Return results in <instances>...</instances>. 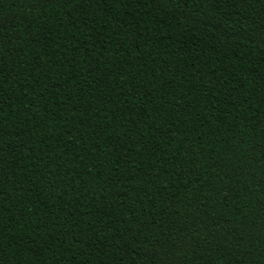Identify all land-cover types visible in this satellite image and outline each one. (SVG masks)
<instances>
[{
  "label": "trees",
  "instance_id": "1",
  "mask_svg": "<svg viewBox=\"0 0 264 264\" xmlns=\"http://www.w3.org/2000/svg\"><path fill=\"white\" fill-rule=\"evenodd\" d=\"M0 264H264V0H0Z\"/></svg>",
  "mask_w": 264,
  "mask_h": 264
}]
</instances>
